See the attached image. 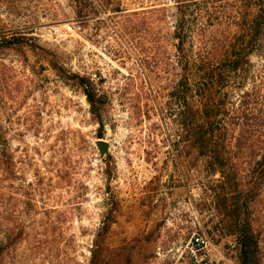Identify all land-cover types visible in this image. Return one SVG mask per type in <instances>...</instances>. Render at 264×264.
I'll return each mask as SVG.
<instances>
[{"label":"rangeland","instance_id":"rangeland-1","mask_svg":"<svg viewBox=\"0 0 264 264\" xmlns=\"http://www.w3.org/2000/svg\"><path fill=\"white\" fill-rule=\"evenodd\" d=\"M177 5L0 0V264H92L94 254L95 264H173L194 232L234 246L242 264L237 236L200 200L203 174L176 167L168 95L178 78L151 52L170 51ZM52 60L96 85L102 123ZM251 62L257 69L261 58ZM255 216L264 264V203Z\"/></svg>","mask_w":264,"mask_h":264},{"label":"trees","instance_id":"trees-1","mask_svg":"<svg viewBox=\"0 0 264 264\" xmlns=\"http://www.w3.org/2000/svg\"><path fill=\"white\" fill-rule=\"evenodd\" d=\"M175 1L170 51L155 44L151 54L178 78L168 95L170 116L179 128L176 167L203 174L200 200L222 217L228 234L237 236L242 264H257L255 208L264 203V0ZM114 4L112 10L120 12V3ZM6 46L8 41L0 40V48ZM255 55L261 58L257 69L251 62ZM51 65L65 82L82 89L102 123L105 101L90 78L69 73L53 60ZM247 82L251 86L243 90ZM235 90L242 92L233 99ZM0 159L5 172L1 127ZM206 174L219 177L204 179Z\"/></svg>","mask_w":264,"mask_h":264},{"label":"built area","instance_id":"built-area-1","mask_svg":"<svg viewBox=\"0 0 264 264\" xmlns=\"http://www.w3.org/2000/svg\"><path fill=\"white\" fill-rule=\"evenodd\" d=\"M173 264H241L234 246L212 243L208 235L194 232L184 249L175 254Z\"/></svg>","mask_w":264,"mask_h":264},{"label":"water","instance_id":"water-1","mask_svg":"<svg viewBox=\"0 0 264 264\" xmlns=\"http://www.w3.org/2000/svg\"><path fill=\"white\" fill-rule=\"evenodd\" d=\"M98 148L101 154H106L109 151V144L106 141H99Z\"/></svg>","mask_w":264,"mask_h":264}]
</instances>
